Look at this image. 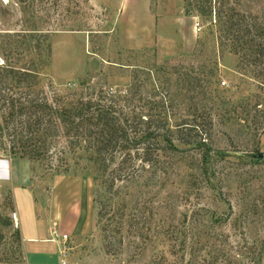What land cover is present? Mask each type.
Returning <instances> with one entry per match:
<instances>
[{
    "label": "rangeland",
    "instance_id": "374dc122",
    "mask_svg": "<svg viewBox=\"0 0 264 264\" xmlns=\"http://www.w3.org/2000/svg\"><path fill=\"white\" fill-rule=\"evenodd\" d=\"M224 1L264 22V0ZM215 7V0H0V72L29 68L38 85L56 91L91 76L97 88L120 92L133 70L151 69L140 77L170 91L173 119L195 117L212 139L210 150L180 144L155 177L145 173L124 190L142 236L129 235L119 255L102 245L87 151L66 147L59 171L2 153L9 166L27 161L21 187L67 234L55 240L54 264H264V83L229 43L218 45ZM150 87L142 93L151 95ZM9 173L0 179V264H28Z\"/></svg>",
    "mask_w": 264,
    "mask_h": 264
},
{
    "label": "trees",
    "instance_id": "16d2710c",
    "mask_svg": "<svg viewBox=\"0 0 264 264\" xmlns=\"http://www.w3.org/2000/svg\"><path fill=\"white\" fill-rule=\"evenodd\" d=\"M216 2L218 45L226 47L229 43L239 63L251 66V74L260 76L264 83V22L256 15L227 7L224 0ZM2 68L0 155L46 161L47 167L59 171L60 162L66 164V147L81 146L87 151V159L93 163L97 222L109 255H119L129 235L142 236L138 226L141 221L125 211L129 206L124 190L139 184L145 173L155 177L163 167L164 156L180 151V144L211 149L212 139L207 133L203 137L204 129L195 117L173 119L179 116L169 90L153 79L145 84L140 73L149 79L151 69L133 70L126 89L115 92L97 88L91 84V76L61 91L52 89L51 83L45 89L29 68ZM146 85H151V95L142 93ZM206 155L202 153L201 169L205 168Z\"/></svg>",
    "mask_w": 264,
    "mask_h": 264
},
{
    "label": "crops",
    "instance_id": "0c3cea01",
    "mask_svg": "<svg viewBox=\"0 0 264 264\" xmlns=\"http://www.w3.org/2000/svg\"><path fill=\"white\" fill-rule=\"evenodd\" d=\"M0 179L10 175V168L15 179L13 194L15 196L16 223L21 235L23 256L28 264H54L58 260L56 242L50 239L55 229L54 217H44L37 213L33 198L21 186L28 180L27 161L13 159L10 163L0 160ZM6 172V175H5Z\"/></svg>",
    "mask_w": 264,
    "mask_h": 264
},
{
    "label": "built area",
    "instance_id": "2783aa9c",
    "mask_svg": "<svg viewBox=\"0 0 264 264\" xmlns=\"http://www.w3.org/2000/svg\"><path fill=\"white\" fill-rule=\"evenodd\" d=\"M196 26H199L198 22L195 23V27ZM51 236H52L51 240H53V241L57 240L58 238L59 239H63V240H65L67 238V234L66 233L59 234V233H57V231H53Z\"/></svg>",
    "mask_w": 264,
    "mask_h": 264
},
{
    "label": "water",
    "instance_id": "95a60500",
    "mask_svg": "<svg viewBox=\"0 0 264 264\" xmlns=\"http://www.w3.org/2000/svg\"><path fill=\"white\" fill-rule=\"evenodd\" d=\"M257 157H261V154L256 155Z\"/></svg>",
    "mask_w": 264,
    "mask_h": 264
}]
</instances>
